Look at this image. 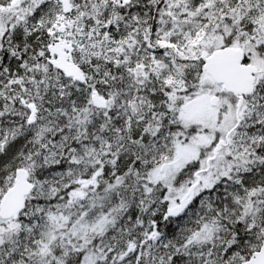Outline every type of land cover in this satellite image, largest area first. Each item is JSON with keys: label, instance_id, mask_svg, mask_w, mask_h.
<instances>
[{"label": "snow or ice", "instance_id": "obj_1", "mask_svg": "<svg viewBox=\"0 0 264 264\" xmlns=\"http://www.w3.org/2000/svg\"><path fill=\"white\" fill-rule=\"evenodd\" d=\"M0 264H264V0H0Z\"/></svg>", "mask_w": 264, "mask_h": 264}]
</instances>
